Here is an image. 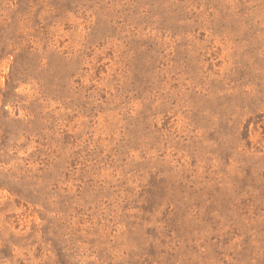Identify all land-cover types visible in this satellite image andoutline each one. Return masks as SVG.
Wrapping results in <instances>:
<instances>
[{"label":"rangeland","instance_id":"374dc122","mask_svg":"<svg viewBox=\"0 0 264 264\" xmlns=\"http://www.w3.org/2000/svg\"><path fill=\"white\" fill-rule=\"evenodd\" d=\"M0 264H264V0H0Z\"/></svg>","mask_w":264,"mask_h":264}]
</instances>
